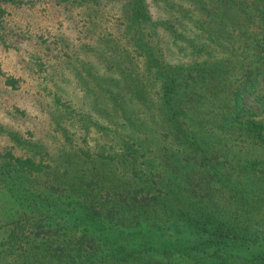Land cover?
Listing matches in <instances>:
<instances>
[{"label": "trees", "instance_id": "trees-1", "mask_svg": "<svg viewBox=\"0 0 264 264\" xmlns=\"http://www.w3.org/2000/svg\"><path fill=\"white\" fill-rule=\"evenodd\" d=\"M54 2L74 32L29 56L52 148L0 123L30 153L0 157L5 264H264V0Z\"/></svg>", "mask_w": 264, "mask_h": 264}, {"label": "rangeland", "instance_id": "rangeland-1", "mask_svg": "<svg viewBox=\"0 0 264 264\" xmlns=\"http://www.w3.org/2000/svg\"><path fill=\"white\" fill-rule=\"evenodd\" d=\"M5 17L8 27L4 33L6 42L0 38V123L9 130L22 133L26 138L41 140L45 148H52L53 137L58 132L50 123L48 109L52 101L51 98L45 97V93L38 92L40 78L29 56L38 49L42 52L40 45L36 43L38 35L47 38L56 33L70 34L74 31L68 17L54 0H23L20 4H9L6 6ZM60 84V88L68 97L71 96L75 102H83L82 95L72 83L62 82L61 79ZM9 147H12L17 155L30 154L26 149L22 150L15 145L7 133L0 130V157L3 150ZM13 206V198L0 196V239L4 237L6 229L3 223L10 217L8 214L13 213ZM67 219L70 224L87 226L84 220L73 219V215ZM88 226L91 232L92 226ZM97 233L109 241L113 240L114 233L111 229L98 230ZM7 258L0 256V264H5ZM158 259L171 264H181L177 261L178 257Z\"/></svg>", "mask_w": 264, "mask_h": 264}]
</instances>
